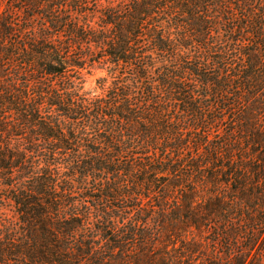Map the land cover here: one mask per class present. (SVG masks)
<instances>
[{
	"label": "trees",
	"instance_id": "1",
	"mask_svg": "<svg viewBox=\"0 0 264 264\" xmlns=\"http://www.w3.org/2000/svg\"><path fill=\"white\" fill-rule=\"evenodd\" d=\"M0 264H264V0H0Z\"/></svg>",
	"mask_w": 264,
	"mask_h": 264
},
{
	"label": "rangeland",
	"instance_id": "2",
	"mask_svg": "<svg viewBox=\"0 0 264 264\" xmlns=\"http://www.w3.org/2000/svg\"><path fill=\"white\" fill-rule=\"evenodd\" d=\"M93 20V26L97 27L96 22H98V18L95 17ZM106 72L98 69L97 67L91 70L84 72V79L86 80L85 89L86 90H95L97 86V79L105 76ZM100 92V89L98 90Z\"/></svg>",
	"mask_w": 264,
	"mask_h": 264
}]
</instances>
